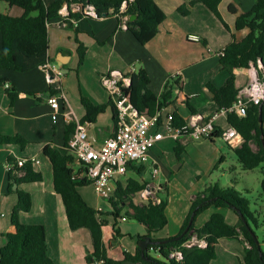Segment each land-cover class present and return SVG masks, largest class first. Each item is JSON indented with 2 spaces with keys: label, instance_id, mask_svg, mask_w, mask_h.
<instances>
[{
  "label": "crops",
  "instance_id": "0c3cea01",
  "mask_svg": "<svg viewBox=\"0 0 264 264\" xmlns=\"http://www.w3.org/2000/svg\"><path fill=\"white\" fill-rule=\"evenodd\" d=\"M57 1L62 3V9L67 11L71 9L73 13L81 16L72 27L57 26L56 23L60 19L59 13L52 16L48 22L49 62L60 69L64 75L59 80L49 83L43 67L27 73L0 70V80H8L6 84H0V134L20 136L28 142L24 147L0 146V247L6 245V235L16 231L12 224V212L18 203V198L15 194L8 193V164L15 165L19 160L24 159L26 163L28 161L32 163L34 171L41 173L43 179L19 186L32 197V209L28 213H21V223L45 226L49 264H89L86 262V256L93 252L91 234L85 228L76 231L70 229L62 198L54 189L52 163L44 154L46 145L57 148L62 154H70L65 141L67 124L62 116L57 121L52 118V109L48 104L50 89L64 93L66 99L65 104L63 103L64 110L70 111L75 121H81L86 115L81 102L82 97L87 98L95 106L107 105L106 110L98 115L95 123L87 124L89 140L97 148L101 147L107 138L113 136L116 129L115 109L110 104L109 94L102 87L100 80L110 71L138 73L144 69L150 77V89L155 95L163 92L168 80H179L180 88L177 87L174 90V104L163 108L162 114L166 115L176 110L178 115L186 121L192 116L208 121L218 113L220 116L215 122L216 128L224 130L229 126V114L221 113L222 108L215 103L207 85L211 83L221 87L226 83L229 74L222 71L219 54L233 41L234 37L242 40L247 36L248 29L241 31L236 29L237 16L250 11L257 0H222L219 4V12L228 28L204 4L197 3L192 6L195 0H154L165 12L166 19L159 26V32L155 38L145 45L139 43L127 29H121L115 16L88 18L82 15L80 6L72 5L69 9L64 0H43L46 6ZM231 5L236 7V14L230 11ZM0 13L21 17L24 10L10 6L6 2H0ZM189 35H198L200 41H189ZM77 40L86 47L85 61L81 66H79ZM2 42L0 34V54L3 48ZM246 70L233 69L235 84L239 90L247 82ZM179 71L182 75L175 76ZM8 88L16 89L19 94V98L14 103H11L7 94ZM205 140L208 139L194 142L186 135L178 140L166 138L160 141L150 153L152 166L158 170L154 174H158L161 168L169 170L172 167L177 141L185 148L181 156L184 164L182 162L179 171L184 170L185 163L192 157L195 161V171L190 176L193 178L201 177L204 173L203 164L206 165L207 162L210 163V167L222 157L226 162L224 150L209 151V145ZM213 143L215 141H210V144ZM229 148L235 150L230 145ZM170 158L171 160L167 163L166 160ZM190 162L192 163L191 160ZM76 166L79 170L77 159L73 166L74 171H78ZM143 167L144 173L140 180L145 181L143 176L146 172V164ZM133 173L135 174V171L129 170V173L122 178L124 186L129 177H133L130 175ZM125 178L128 179L125 181ZM181 179L184 180L185 177L181 175ZM155 185L160 190L163 184ZM89 186H92L94 190L93 185L90 184L79 188V192L91 207L102 209L101 218L106 222L103 227V242L109 257L122 260L125 252L135 254L139 243L145 237L150 236L152 240L171 239L180 232L179 230L175 236H171L164 232L167 225L163 230L150 234L145 225L135 220L134 223H130L132 220L126 213H130L131 209L127 205H122L123 210L120 213V216L126 217L127 220L123 221L120 218L115 220L114 224L111 219L114 217L110 214L112 208L106 211L101 199L98 196L94 198ZM207 186V184L202 185V189ZM158 196L159 192L157 200L161 201ZM192 198L194 199L193 195ZM141 202L139 194L133 198V204L140 205ZM212 208L216 207H210L196 220L195 229L203 227L215 213L223 215L229 224L239 225L240 219L236 214L231 215L228 211H220L224 208L211 211ZM114 229H118L120 235H115ZM123 231L130 235L129 242L122 239ZM225 240L227 239L220 240L216 246L217 258V247ZM226 246L229 250L228 256L221 264H242L243 249L244 246L248 247V244L241 242L242 247L239 249L237 245L234 246L229 241ZM150 255L161 259L156 251H151Z\"/></svg>",
  "mask_w": 264,
  "mask_h": 264
},
{
  "label": "trees",
  "instance_id": "16d2710c",
  "mask_svg": "<svg viewBox=\"0 0 264 264\" xmlns=\"http://www.w3.org/2000/svg\"><path fill=\"white\" fill-rule=\"evenodd\" d=\"M222 0H195L192 6L201 3L213 12L228 28L219 12V4ZM10 6H15L24 10L21 17H12L0 13V34L2 35V53L0 54V70H13L21 73H27L34 69L43 67L49 62V37L48 22L52 16H55L62 9V3L59 1L46 6L43 0H0ZM69 6L77 5L83 9L88 5L95 8L97 18L115 16L119 26L125 25L127 30L133 34L136 40L142 45L147 44L155 38L159 32V26L166 19L165 12L154 2V0H64ZM127 7L122 11L123 4ZM234 14L237 13L235 6L229 7ZM185 11V10H184ZM70 21L68 27L75 25L81 16L73 13L71 9ZM188 12V11H185ZM136 16V20L130 18ZM128 17V21L124 18ZM236 29L238 31L248 29L247 36L242 40L233 41L227 45L220 55V64L222 71L229 74L226 83L221 87L209 83L208 90L212 93L215 103L222 109L230 108L236 101L239 89L235 84L234 68L249 69L251 63L255 64L261 61L264 67V0H257L253 8L237 16ZM79 66L84 64L86 47L77 40ZM8 80H0V84H6ZM150 77L148 73L141 69L138 73L131 75V85L128 90L131 102L134 108L140 113L150 116L155 115L163 108L174 104V90L180 88L179 80L170 79L165 85L160 95H155L150 89ZM56 89H50V95L58 94ZM7 94L14 103L19 94L14 88H8ZM82 105L86 110L85 117L80 121L81 124L95 123L99 114L103 113L107 105L95 106L87 98L82 97ZM112 105V103H110ZM262 106L263 120L260 123V107ZM115 109V108H114ZM193 112V110H192ZM175 126H183L187 123L182 119L177 111L171 113ZM115 126L117 124L116 110L114 116ZM264 102L259 106L250 108L247 117L241 118L231 113L228 115V125L236 129L242 136L243 143L234 151L238 162L245 170H254L262 168L264 173ZM76 123H70L66 127L65 141L68 148V142L74 133ZM223 130L216 128V131L208 140L214 142L217 138H222ZM28 142L20 136H4L0 134V146H20L24 147ZM256 147V148H255ZM184 147L177 141L175 148L177 158L180 160L184 152ZM70 152V151H69ZM44 154L50 159L53 166L54 189L62 198L68 223L72 231L82 228L89 230L92 242L93 252L86 256V262L89 264H213L217 258L216 246L222 239L238 240L247 243L244 246L242 255V264H264V252L259 248L255 237L256 231L252 228L250 221H255L254 213L250 210V202L244 198L240 192L234 188H224L218 184L210 185L202 192L194 196L191 209L186 217L180 236L188 226L190 220H193L190 230L182 239L175 242L150 245L142 250L137 248L135 254L124 253L122 260H116L108 256L103 242V227L106 222L101 218L102 212L91 207L82 197L79 188L88 186L91 183L86 180H75L73 178V166L76 164L75 156L62 154L57 148L51 145L44 147ZM224 162V157L220 163ZM129 170L135 171L136 178L130 177L125 186L118 183L115 196L109 200L112 208L110 213L115 220L123 218L120 216L122 205L128 206L131 212L127 216L149 229L153 234L163 230L168 225L166 216L167 203L161 200L159 203L153 201H142L140 205L133 204V198L137 196L147 185L140 180L144 173V167H137L136 164H130ZM41 173L34 171L32 163L28 161L22 168H14L9 171L8 193L15 194L18 203L12 212V224L16 231L7 234V243L0 247V264H49L48 243L46 237V228L40 224H22L20 215L22 212H30L32 209L31 194L19 186L24 183L42 181ZM262 190L264 192V179L262 180ZM159 193L165 192V187H160ZM210 207L231 209L240 219L237 226L229 224L223 215L215 213L209 221L199 229H195L196 219L200 214ZM115 235H120L118 229H114ZM196 234L200 239H205L208 246L206 248L182 247L183 259L177 262L170 257V253L178 249L192 235ZM153 240V241H164ZM258 240V239H257ZM151 251L159 253L161 259L150 255Z\"/></svg>",
  "mask_w": 264,
  "mask_h": 264
},
{
  "label": "built area",
  "instance_id": "2783aa9c",
  "mask_svg": "<svg viewBox=\"0 0 264 264\" xmlns=\"http://www.w3.org/2000/svg\"><path fill=\"white\" fill-rule=\"evenodd\" d=\"M129 1L133 2L134 0ZM126 7L127 4L124 3L122 11ZM83 13L84 17L97 18L96 10L91 5L85 7ZM59 14L60 19L56 23L57 26L68 27L71 20L70 12L61 9ZM128 20V17L124 18V21ZM122 29L127 28L123 25ZM188 39L192 42L200 41L198 35H189ZM43 70L49 83L59 80L64 75L60 69L52 66L50 62L43 65ZM132 74V71L128 73L110 71L100 79L102 87L109 94L111 103L116 110L117 124L114 135L107 138L98 148L89 140L87 124L75 121L73 114L64 110L66 102L64 93L59 91L58 94L49 95L48 97V104L52 109V118L55 121L62 116L67 125L76 123L75 131L68 142V149L76 157L80 166L78 171H74L73 178L78 181L86 180L90 182L98 198L108 201L115 196L118 183H122V178L129 173V165L136 164L139 167L149 163L151 150L160 141L166 138L178 140L186 135L194 141L207 139L216 131L215 122L220 116L216 113L208 121H204L198 116H192L185 125L175 126L171 113L163 115L159 111L153 116L140 113L134 108L128 93ZM180 75H182L181 71L175 74V76ZM246 75L247 82L239 90L235 103L228 109H222V114L234 113L241 118H245L250 108L259 106L264 102V67L261 61H257L256 64L252 62L250 68L246 70ZM222 138L235 149L243 143L242 136L232 126H228L223 130ZM25 164L26 161L21 159L17 162V167L22 168ZM14 166L12 163L8 164V170L11 171ZM157 171L155 168L154 172L157 173ZM158 192L159 187L149 183L139 193V197L142 201L151 200L154 203H159L160 201L157 200ZM97 210L102 211L101 208ZM122 220L126 221L127 218L123 217ZM207 246L205 239H200L194 234L181 247L172 251L170 257L177 262H181L183 259L182 247L204 249Z\"/></svg>",
  "mask_w": 264,
  "mask_h": 264
},
{
  "label": "rangeland",
  "instance_id": "374dc122",
  "mask_svg": "<svg viewBox=\"0 0 264 264\" xmlns=\"http://www.w3.org/2000/svg\"><path fill=\"white\" fill-rule=\"evenodd\" d=\"M205 142L209 145V151L224 150L226 162L224 161L225 163H220V161H218L215 165H211V167L208 162L206 165L203 164L204 173L201 177L193 178L190 176L195 171V161L192 157L185 163L184 170L180 172L179 167L182 162L184 164V161L182 157L179 160L176 153H174V163L172 164V167H170L169 170L161 168L160 172L156 175L154 174V168L151 161L146 164V172L143 176L144 180L157 185L163 184L165 187V192L159 193L158 196L161 200L167 203L166 212L169 224L164 232L169 233L171 236H175L179 230L181 231L184 223L183 220L188 216L191 209L193 201L192 195L196 196L210 185L218 184L224 188H234V190L240 192L244 198L249 200L250 210L254 213L255 217V221H250V223L257 233L258 242L264 252V192L261 185L262 180L264 179V173L262 168L245 170L238 162L233 149L229 148V145L223 140V138L215 139V143L213 144H210V140H205ZM168 151L170 152V150H167V152ZM170 160L171 158L167 159L166 162L168 163ZM76 169L78 170V166H76ZM180 174L185 177L184 180L181 179ZM130 175L136 177V174L134 173ZM126 179L128 178H125V181ZM206 184L208 186L202 189V185L205 186ZM89 187L92 189L93 196L96 199L97 195L95 191L92 186ZM101 201L104 204L103 208H105L106 211L111 209L108 200L101 199ZM222 210L228 211L231 215H235V213L228 208L221 209L220 211ZM211 211L217 210L216 208H212ZM201 215L202 214H200L198 218ZM198 218L196 220H198ZM111 219L115 224V219ZM130 223H134V220ZM179 233L175 237H177ZM122 239L129 242L130 235L123 231ZM229 241H231L234 246L237 245L238 248L241 249V242L236 240H225L217 247L218 258L213 262L214 264L225 262V258L228 256L229 251L227 250L228 247L226 246V243Z\"/></svg>",
  "mask_w": 264,
  "mask_h": 264
},
{
  "label": "water",
  "instance_id": "95a60500",
  "mask_svg": "<svg viewBox=\"0 0 264 264\" xmlns=\"http://www.w3.org/2000/svg\"><path fill=\"white\" fill-rule=\"evenodd\" d=\"M136 16H132L130 18L131 21H134L136 20ZM263 120V114H262V106L260 107V115H259V121L260 123L262 122ZM212 136V135H211ZM192 222L193 220H190L188 226L186 227L185 231L180 235V236H177L175 238H171V239H166L164 241H161V242H158V241H153L152 238L150 236L148 237H145L140 243H139V247L144 250L146 249L148 246L150 245H156V244H164V243H168V242H175V241H179L180 239L183 238V236L190 230V227L192 225ZM255 240H256V243L258 245V247L260 248V243L258 242L257 238L255 237Z\"/></svg>",
  "mask_w": 264,
  "mask_h": 264
}]
</instances>
